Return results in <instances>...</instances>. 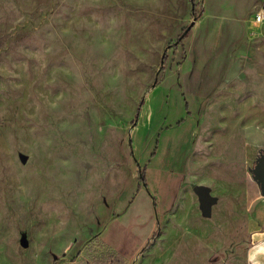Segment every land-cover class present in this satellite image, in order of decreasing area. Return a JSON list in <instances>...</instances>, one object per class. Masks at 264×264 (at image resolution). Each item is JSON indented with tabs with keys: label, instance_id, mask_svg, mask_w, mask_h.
Returning <instances> with one entry per match:
<instances>
[{
	"label": "rangeland",
	"instance_id": "374dc122",
	"mask_svg": "<svg viewBox=\"0 0 264 264\" xmlns=\"http://www.w3.org/2000/svg\"><path fill=\"white\" fill-rule=\"evenodd\" d=\"M263 7L0 0V264L95 236L127 264H247Z\"/></svg>",
	"mask_w": 264,
	"mask_h": 264
},
{
	"label": "crops",
	"instance_id": "0c3cea01",
	"mask_svg": "<svg viewBox=\"0 0 264 264\" xmlns=\"http://www.w3.org/2000/svg\"><path fill=\"white\" fill-rule=\"evenodd\" d=\"M245 138H248L253 145L250 152L253 153V163H255L262 155L264 156V129L258 128L256 124H246ZM244 195L247 205L249 234V244L246 248V263L249 264L248 257L250 253H264V193L262 192L260 182L253 172L245 178ZM86 242L87 240L80 248L72 247L61 255L59 254L53 264H74L80 259H87L84 254ZM111 247L115 249V247ZM261 264H264V257L261 258Z\"/></svg>",
	"mask_w": 264,
	"mask_h": 264
},
{
	"label": "trees",
	"instance_id": "16d2710c",
	"mask_svg": "<svg viewBox=\"0 0 264 264\" xmlns=\"http://www.w3.org/2000/svg\"><path fill=\"white\" fill-rule=\"evenodd\" d=\"M192 27V23L186 25L182 31L179 33L177 39L180 41L186 32ZM143 103L140 100L139 104ZM138 112V111H137ZM137 115V114H136ZM256 165V162L255 164ZM255 167V166H254ZM258 178V174L253 172ZM84 254L87 259L78 260L74 264H127V258L113 249L107 242L98 238L97 236L93 237L84 247Z\"/></svg>",
	"mask_w": 264,
	"mask_h": 264
},
{
	"label": "water",
	"instance_id": "95a60500",
	"mask_svg": "<svg viewBox=\"0 0 264 264\" xmlns=\"http://www.w3.org/2000/svg\"><path fill=\"white\" fill-rule=\"evenodd\" d=\"M191 23H193V22H191ZM254 170L258 174V178L255 176L254 173L253 174L258 179V181L260 182L262 192L264 193V156L263 155L261 156V158L259 160L256 161V165L253 168V172H254ZM194 190L198 194V197L200 200V206H201L202 210L205 211L206 213H208L210 203L212 200V196H210V194H209L208 187L205 185L195 184Z\"/></svg>",
	"mask_w": 264,
	"mask_h": 264
},
{
	"label": "clouds",
	"instance_id": "9594fccd",
	"mask_svg": "<svg viewBox=\"0 0 264 264\" xmlns=\"http://www.w3.org/2000/svg\"><path fill=\"white\" fill-rule=\"evenodd\" d=\"M264 257V253L249 254V264H261V258Z\"/></svg>",
	"mask_w": 264,
	"mask_h": 264
},
{
	"label": "built area",
	"instance_id": "2783aa9c",
	"mask_svg": "<svg viewBox=\"0 0 264 264\" xmlns=\"http://www.w3.org/2000/svg\"><path fill=\"white\" fill-rule=\"evenodd\" d=\"M253 21H254V22H263V21H264V7L258 9V10L253 14Z\"/></svg>",
	"mask_w": 264,
	"mask_h": 264
}]
</instances>
